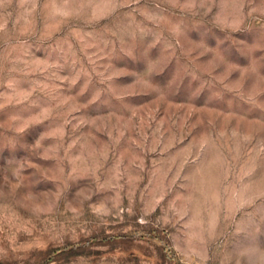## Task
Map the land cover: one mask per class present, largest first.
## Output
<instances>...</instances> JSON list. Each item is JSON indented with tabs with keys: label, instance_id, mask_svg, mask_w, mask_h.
Instances as JSON below:
<instances>
[{
	"label": "rangeland",
	"instance_id": "1",
	"mask_svg": "<svg viewBox=\"0 0 264 264\" xmlns=\"http://www.w3.org/2000/svg\"><path fill=\"white\" fill-rule=\"evenodd\" d=\"M0 264H264V0H0Z\"/></svg>",
	"mask_w": 264,
	"mask_h": 264
}]
</instances>
